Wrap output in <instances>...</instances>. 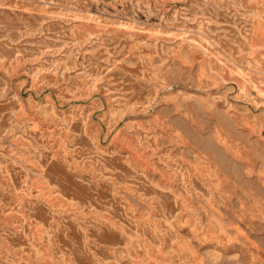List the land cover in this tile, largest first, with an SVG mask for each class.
Listing matches in <instances>:
<instances>
[{"label": "rangeland", "instance_id": "374dc122", "mask_svg": "<svg viewBox=\"0 0 264 264\" xmlns=\"http://www.w3.org/2000/svg\"><path fill=\"white\" fill-rule=\"evenodd\" d=\"M0 264H264V0H0Z\"/></svg>", "mask_w": 264, "mask_h": 264}]
</instances>
